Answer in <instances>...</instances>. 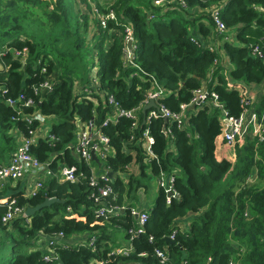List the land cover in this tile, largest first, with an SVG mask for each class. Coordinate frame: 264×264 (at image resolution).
Returning <instances> with one entry per match:
<instances>
[{"label":"trees","instance_id":"trees-1","mask_svg":"<svg viewBox=\"0 0 264 264\" xmlns=\"http://www.w3.org/2000/svg\"><path fill=\"white\" fill-rule=\"evenodd\" d=\"M89 1L103 13L115 11L117 20H109L104 28L90 13L75 10V0H0V164L18 146L14 130L28 135L40 124L18 116L19 111L31 114L38 109L52 117L50 135L55 136L54 140L40 138L31 147V153L54 172L52 179L36 195L27 197L17 190L9 197L24 207L36 206L46 197L59 199L29 218L19 217L8 224L2 221L7 207L0 205V264H92L93 260L108 259L118 227L126 231L132 250L127 256H111L109 264H161L158 248L165 250L167 264H229L232 259L241 264H264V141L249 138L237 145L234 164L216 157L224 111L237 117L243 112V94L234 87L264 81V0L226 1L222 17L235 30L234 41L223 43L232 64L228 73L220 51L191 39L197 25L203 34L210 30L201 21H210V15L191 11L208 2L185 0L187 7L175 2L166 9L155 6L154 0H114L108 7L101 0ZM150 13L154 18H149ZM128 24L137 44L138 67L124 63L122 37ZM28 28L36 33H27ZM92 30L91 46L87 37ZM256 46L263 57L253 53ZM24 48L25 64L12 52ZM86 59L98 67L101 89L113 95L121 107L139 105L150 85L147 79L154 76L170 91L163 102L172 111H179L183 102L191 100L218 59L207 87L218 94L224 110L212 102L198 106L184 128L171 118L144 123V113L137 128L126 116L104 124L111 106L97 93L87 97L75 91L77 80L89 83L81 70ZM45 81L51 84L50 89L41 87ZM22 94L24 98L19 100ZM8 99H18L17 105H10ZM28 99L34 103L26 105ZM256 109L260 115L264 113V95ZM93 117L114 149L105 165L123 174L113 178V193L104 199L127 209L107 220L97 215L101 205L91 198L97 192L90 185L96 161L79 158L70 147L76 142L79 123ZM165 127L171 129L170 137L165 135ZM147 128L155 139V158L135 141ZM171 142L175 150L170 149ZM132 164L138 165L137 174L131 172ZM63 166L76 167V182L61 181ZM163 175L174 176L177 196L167 203V194L160 187L148 210L146 231L130 241L127 229L136 222L131 208L138 191L148 192L153 180ZM189 212L197 215L182 231L178 219ZM174 230L175 239L167 242L166 236ZM60 232L67 240L79 234L95 235L97 240L94 247L64 241L56 247L58 258L46 260V251L38 248L39 240Z\"/></svg>","mask_w":264,"mask_h":264},{"label":"built area","instance_id":"built-area-1","mask_svg":"<svg viewBox=\"0 0 264 264\" xmlns=\"http://www.w3.org/2000/svg\"><path fill=\"white\" fill-rule=\"evenodd\" d=\"M204 2H208V4L204 7L196 6L191 9L192 12H206L210 15L211 20H204L206 25H208L212 29V33H214L215 43H207L204 39H202L197 33L196 30H193L192 41H194L199 46H205L211 50L220 51V47L218 43H224L226 41H234V36H229L228 32L230 28L226 25L222 12L225 8L227 0H203ZM154 5L159 6L161 8L171 7L173 3L178 2L185 7L187 4L185 0H154ZM259 8L258 6L256 7ZM94 14L98 18L101 25L105 28L109 20H117V15L115 11L110 10L109 12L103 13L99 9H94ZM149 18H154V14L150 13ZM200 21V22H201ZM211 34V33H210ZM209 37V36H208ZM125 41L124 47V63L126 65H132L138 67L135 63V55L133 56L131 49L128 46L129 40L133 41V48L137 49L136 40L133 35V30L130 24H128L126 28V35L123 36ZM218 39V42H217ZM14 57L19 59L23 64L26 63L27 58V48L22 50L13 49ZM253 53H255L259 57H263V51L259 46H256L253 49ZM136 54V53H135ZM220 61L218 59L215 60L213 66L211 67L207 78L203 81L202 85L194 90V94L189 102H183L180 106L179 111H172L169 107H167L163 99L170 93V91L159 83L156 77L151 76L147 81H149L150 85L146 91L144 99L139 103V105L133 107L132 109H125L121 107L119 102L114 98L113 95H108L104 90L101 89V84L97 75V66L95 71H91V75L89 78V83H82L77 80L75 85V91L77 95L82 93H86L87 97L92 95L93 93L99 94L104 102H107L111 106L107 116L104 120V124H108L109 122H116L120 116H126L133 121V127L137 128L140 124L141 116L143 113V109L145 105L150 103L152 100L155 101L156 106L151 107L147 114L144 123H149L153 118H165V119H174L178 122L179 127L184 128L189 125V118L191 116V112L193 109H190L195 105V108L198 106H202L207 103H213L215 106L221 107L223 109L222 103L219 101V96L215 91H209L207 85L212 77L213 72L215 71L216 65H218ZM45 69V68H44ZM145 74V72L142 70ZM139 75V72L135 73ZM41 87L45 90L51 88V84L48 81H45L41 84ZM24 95L22 94L18 99L22 100ZM18 99H8L7 102L10 105H17ZM82 98L79 100L81 101ZM242 106L243 112L240 116H231L224 111V116L221 121L222 129L219 134V141L230 146L236 148L237 145H243L247 139H257L258 142L264 141V113L260 115L257 112L256 105L257 102L252 97L244 96L242 97ZM34 103L33 99L26 100V105H32ZM98 104V102L96 103ZM194 108V109H195ZM224 110V109H223ZM18 116L28 119L29 121L38 120L40 124L44 123L47 116H44L40 110L35 109L33 113H24L23 111H19ZM17 120V117H13ZM39 124V125H40ZM18 130V129H17ZM37 128L31 129L28 135H22V140L20 144H18L15 151L11 154L10 158L7 162L0 164V191L4 189L9 182L18 181L23 179L28 173H36L37 179L32 186V189L26 193L24 191L25 196H33L36 195L45 185V177L46 176H54V172L49 168L47 163H42L37 157H35L31 153V147L35 144L37 140ZM164 133L167 137L171 135V129L165 127ZM47 137H51V139H55L54 135H49ZM45 137V138H47ZM134 139V137H131ZM138 144H142L144 150L148 154L149 157L155 158L156 154L153 152L152 145L155 141L154 136L151 134L150 130L147 128L143 133L142 138H135ZM76 155L84 159L86 161H92L93 155L92 151L94 150L99 158L100 162L106 160L109 155H112L114 149L110 145V139L107 135H105L99 129L97 123L95 122V117L82 121L79 123L78 129L76 131V142L75 144L70 146ZM125 149L129 152L132 150L125 147ZM170 149L175 150L174 142L170 143ZM107 167V166H105ZM112 171V170H111ZM109 171L99 174L98 176L94 173L90 179V185L97 188V192H93L91 194V198L100 204L101 206L97 209L96 213L98 216L104 217L106 220L111 216L117 215L120 212L127 209L126 205H112L105 201V197L110 196L113 193V185L112 180L114 176H110L108 174ZM113 172V171H112ZM132 172V169H131ZM114 173V172H113ZM60 177L64 179V181L76 182L78 180V176L76 173L75 166H63L59 172ZM174 176H170L169 178L166 175H163L158 180L159 188H164L167 194V203H170L172 198L177 196V193L173 186ZM138 193H144V189L138 191ZM6 205L7 209L2 214V221L4 223H11L13 220L19 217L29 218L26 214L27 207L21 206L17 203L15 198H2L0 196V205ZM132 214L135 215L136 222L133 226L127 229V234L130 236V241L140 233H144L146 231V224L149 220V213L147 210L137 209V207L131 208ZM176 230H174L171 234L167 235L170 239L174 240L176 235ZM48 238L44 239L40 238L38 243V248L44 249L46 254L44 258L46 260H55L58 258V254L56 252V247L66 242L67 239L63 232H60L57 235H46ZM96 236L88 235L86 240L81 242V244H88L94 247V243H96ZM132 248L131 244L128 246L124 245H110V252L108 254V259H99L93 260L92 264H109L111 260V256H127L130 254ZM157 255L160 259L161 264H167L168 256L164 249L158 248L156 250ZM229 264H241L239 261L231 260Z\"/></svg>","mask_w":264,"mask_h":264},{"label":"crops","instance_id":"crops-1","mask_svg":"<svg viewBox=\"0 0 264 264\" xmlns=\"http://www.w3.org/2000/svg\"><path fill=\"white\" fill-rule=\"evenodd\" d=\"M195 30H196V33L202 39H204L207 43L214 44L216 42L215 37H214V33H212L211 28L207 34H203L201 32L199 25L195 26ZM217 42H218V39H217ZM218 45L220 47L221 54H223V56H224L223 63L227 67L226 71L228 73V68L230 69L232 67V64L229 62V60L226 58V56L224 54L223 43H218ZM230 81L232 84L235 83L231 79H230ZM234 88L238 89L244 96L252 97L255 100V102H257V103L261 100L262 96L264 95V81L259 83V84H245V83L239 84L238 83V85L235 86ZM48 118H52V117H46L45 122L40 124L37 127V133H36L37 140H39L40 138H45V137L50 135L51 126L47 124ZM13 133L15 135H17V140H18L17 143L20 144V142L22 140V135L19 133L18 130H14ZM216 157L219 160L227 159L234 164L236 161V149L220 142L219 137H217V139H216ZM7 159L5 161H3V163L7 162ZM99 162L96 161V163H97L96 165L92 164L93 172L97 176L99 174L104 173V172L111 171L109 168L105 167L106 166L105 163L103 164V162H100V163ZM132 167H133L132 173L137 174L138 173V165L132 164ZM118 175L123 176V174H121L119 172L113 173L114 177H116ZM52 177L46 176L45 181L48 182L50 179H52ZM37 178L38 177H37L36 173L30 172L21 180L9 182L8 185L0 191V196L2 198H4V197L8 198L13 193H15L17 190H23L27 193L28 189L29 190L32 189V186L34 185V182L36 181ZM61 181H64V179L62 177H61ZM158 193H159L158 181L153 180L152 187L150 188V190L148 192L145 191L144 193H141V194L138 193L137 194L138 198H136L133 202L134 207H137V209L148 211L154 205L155 200L158 196ZM196 215H197V213L189 212L187 215L179 218L178 219V225H179L180 229L182 231L187 230L190 226L191 220ZM88 235L89 234H85V235L79 234V235H76V236L68 239L67 241H70V243H81L84 240H86ZM113 236H114V239L110 242V245H112V246H116V245L128 246L130 244L129 240L126 238L127 237L126 231L122 227H118L115 230V232L113 233ZM42 237L44 239L48 238V236H46V235H43ZM236 261H238V260L236 259Z\"/></svg>","mask_w":264,"mask_h":264},{"label":"rangeland","instance_id":"rangeland-1","mask_svg":"<svg viewBox=\"0 0 264 264\" xmlns=\"http://www.w3.org/2000/svg\"><path fill=\"white\" fill-rule=\"evenodd\" d=\"M75 4L73 5L74 9L77 11H81L83 13H90V17L91 18H95L98 20V18L95 16V12L94 9L97 8L96 3L95 2H91L89 0H75ZM114 0H101V4L104 7H108L112 4ZM98 9V8H97ZM200 12V11H199ZM202 14V12H200ZM204 20H207V18H205ZM97 30L95 29V32ZM26 32L31 34V33H36L34 30H32L31 28L26 29ZM97 33V32H96ZM229 36H234L235 35V30L234 29H230L228 32ZM94 36V30H92V32L88 35L87 40L88 43L92 46L93 42H92V37ZM24 38V37H23ZM2 41H6V40H2ZM94 51V50H93ZM81 70H84L83 72V77H84V81H88V79L90 78L91 75V71H95L96 70V64L94 66V64L92 63V60L90 61L89 59H86V61L84 62V65L82 67ZM54 122V119L52 118H48V125H52ZM258 181H260V179L258 178ZM261 182L264 184V180H261Z\"/></svg>","mask_w":264,"mask_h":264},{"label":"water","instance_id":"water-1","mask_svg":"<svg viewBox=\"0 0 264 264\" xmlns=\"http://www.w3.org/2000/svg\"><path fill=\"white\" fill-rule=\"evenodd\" d=\"M128 46H129V48L131 49L132 54H133V56H134L135 53H136V50L133 48V41H132V40H129V42H128ZM153 106H156V103H155L154 100H152L150 103H148L147 105H145V107H144V109H143V113H144V121H145V119H146L147 111H148L151 107H153ZM194 108H195V105L192 106L190 109H194ZM92 155H93V159H94L95 161L99 162V158L97 157V154L95 153L94 150L92 151ZM108 174H109L110 176H112V175H113V172H112V171H109ZM57 201H59V199H58L57 197H46L45 200H44L42 203H40V204H38V205H36V206H29V207H27L26 214H27V216L31 217L32 215H34L36 212L40 211V210L43 209L44 207L49 206V205H51L52 203L57 202ZM165 239H166L167 242H173V240L170 239L169 237H166Z\"/></svg>","mask_w":264,"mask_h":264}]
</instances>
